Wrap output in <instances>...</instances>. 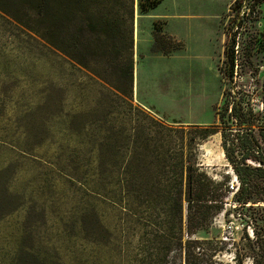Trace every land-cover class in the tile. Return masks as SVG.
<instances>
[{"label": "rangeland", "instance_id": "rangeland-1", "mask_svg": "<svg viewBox=\"0 0 264 264\" xmlns=\"http://www.w3.org/2000/svg\"><path fill=\"white\" fill-rule=\"evenodd\" d=\"M136 10L132 113L106 82L0 13V264H148L149 239L159 264L157 241L174 232L161 227L155 122L216 128L227 98L263 112L264 0H163ZM238 11L247 25L229 83L220 68ZM156 24L178 47L168 55L154 50ZM134 155L132 171L150 182L129 202L120 182ZM198 164L230 192L194 237L218 241L221 264H264V180L248 203L236 195L241 182L221 133L199 144ZM174 251L165 264H181Z\"/></svg>", "mask_w": 264, "mask_h": 264}, {"label": "trees", "instance_id": "trees-1", "mask_svg": "<svg viewBox=\"0 0 264 264\" xmlns=\"http://www.w3.org/2000/svg\"><path fill=\"white\" fill-rule=\"evenodd\" d=\"M163 0H0V13L41 38L61 54L89 70L106 82L117 94L125 98L132 113L134 88V48L136 7L146 14ZM250 13L254 9L249 8ZM246 18L237 12L226 48L227 60L220 68L224 78L231 83L239 57L237 36L246 28ZM236 28L237 31H234ZM154 50L168 55L178 47L166 37L157 24L154 28ZM264 91V88H263ZM231 95V92H227ZM226 93V94H227ZM263 112H256L252 101L241 97L233 102L227 98L219 109L216 128L202 126H167L156 123L154 142L156 156L161 166L157 181L158 199L165 210L161 227L174 232L171 239H159V264H165L166 254L175 249L181 264H221L217 257L222 251L218 241L199 240L194 236L212 225L213 218L222 210L230 190L227 184L216 182L198 164L199 144L210 136L221 133L226 159L237 174L241 187L247 193L244 203L253 199L256 179L264 180V101ZM230 114L228 115V112ZM228 115L229 121H226ZM131 119V118H130ZM151 140L143 141L149 151ZM137 158L128 161V170L120 185L128 194L137 193L139 184L149 183V175L132 171ZM251 162H256V166ZM249 178V179H247ZM186 224V225H185ZM184 226L188 239L184 241ZM149 255L145 262L151 264L154 241L146 240ZM151 249V250H150ZM237 264H243L234 257ZM147 264V263H146Z\"/></svg>", "mask_w": 264, "mask_h": 264}, {"label": "water", "instance_id": "water-1", "mask_svg": "<svg viewBox=\"0 0 264 264\" xmlns=\"http://www.w3.org/2000/svg\"><path fill=\"white\" fill-rule=\"evenodd\" d=\"M136 25H137V23H136Z\"/></svg>", "mask_w": 264, "mask_h": 264}]
</instances>
